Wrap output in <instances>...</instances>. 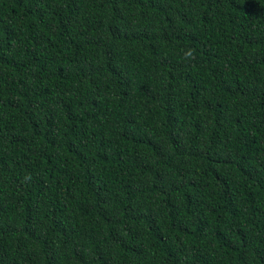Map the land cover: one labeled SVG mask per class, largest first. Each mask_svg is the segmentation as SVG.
<instances>
[{
    "label": "trees",
    "instance_id": "obj_1",
    "mask_svg": "<svg viewBox=\"0 0 264 264\" xmlns=\"http://www.w3.org/2000/svg\"><path fill=\"white\" fill-rule=\"evenodd\" d=\"M0 264H264V0H0Z\"/></svg>",
    "mask_w": 264,
    "mask_h": 264
}]
</instances>
